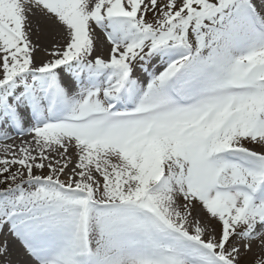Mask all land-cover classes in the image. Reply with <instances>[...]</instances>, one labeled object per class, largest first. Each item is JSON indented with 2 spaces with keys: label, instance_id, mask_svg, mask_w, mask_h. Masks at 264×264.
<instances>
[{
  "label": "snow or ice",
  "instance_id": "obj_1",
  "mask_svg": "<svg viewBox=\"0 0 264 264\" xmlns=\"http://www.w3.org/2000/svg\"><path fill=\"white\" fill-rule=\"evenodd\" d=\"M37 13L62 32L40 61ZM16 137L0 233L22 264H264V0H0Z\"/></svg>",
  "mask_w": 264,
  "mask_h": 264
},
{
  "label": "bare ground",
  "instance_id": "obj_2",
  "mask_svg": "<svg viewBox=\"0 0 264 264\" xmlns=\"http://www.w3.org/2000/svg\"><path fill=\"white\" fill-rule=\"evenodd\" d=\"M31 24H32V32L30 36L31 42L33 45L38 46V51L36 53V59L37 61H40L42 59H48L49 57L46 56V50H50L54 43L62 42V32L59 29V27L53 23V21L43 19L39 13L31 17ZM100 38H98L96 41L97 53L107 56V53L110 49V45L107 43L104 34L103 36L101 35ZM20 139L21 138L16 137L13 140L0 142V155L1 154L4 155L3 144L5 143L13 144L14 143V144L19 145ZM23 139L27 140L29 138L25 136L23 137ZM199 215L201 216V218L204 217L203 213H199ZM3 234L4 232L0 233V244L7 242L8 248H9V255L6 258H0V259L10 260L11 264H22L24 258L20 256V251L17 249L14 243L15 241H18V240L14 238V242H13V241L4 239ZM248 259L250 260L251 257H249Z\"/></svg>",
  "mask_w": 264,
  "mask_h": 264
},
{
  "label": "rangeland",
  "instance_id": "obj_3",
  "mask_svg": "<svg viewBox=\"0 0 264 264\" xmlns=\"http://www.w3.org/2000/svg\"><path fill=\"white\" fill-rule=\"evenodd\" d=\"M43 19H45V20H48V19H46L45 17H43V16H41ZM96 37H97V39L98 38H100L101 37V35H103V34H101V31L100 30H98V28H97V30H96ZM101 39V38H100ZM17 143V142H16ZM251 147V146H250ZM0 157H3V154H1L0 155ZM45 171V174L47 173V169H45L44 170ZM6 185L5 184H2V183H0V188H4ZM196 213L197 214H199V213H203L202 211H200L199 209H196ZM202 217H203V215H202ZM202 219H206V218H202ZM214 223V222H213Z\"/></svg>",
  "mask_w": 264,
  "mask_h": 264
}]
</instances>
